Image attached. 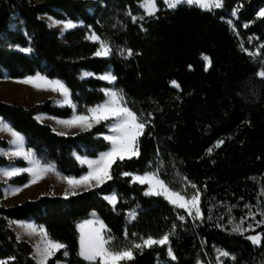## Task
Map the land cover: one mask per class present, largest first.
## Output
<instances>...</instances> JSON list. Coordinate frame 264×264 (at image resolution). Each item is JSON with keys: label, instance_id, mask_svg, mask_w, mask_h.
Returning a JSON list of instances; mask_svg holds the SVG:
<instances>
[{"label": "trees", "instance_id": "16d2710c", "mask_svg": "<svg viewBox=\"0 0 264 264\" xmlns=\"http://www.w3.org/2000/svg\"><path fill=\"white\" fill-rule=\"evenodd\" d=\"M143 1L0 0V78L42 74L58 79L82 113L105 101L109 84L98 76L111 69L127 106L151 121L138 138L139 156L117 159L110 169L112 179L99 186L68 197L43 195L5 205L6 183L0 180V260L7 264H37L32 244L17 238L12 220H33L66 246L48 264H92L79 255L78 223L93 212L114 238L111 249L173 232L176 260L168 256L167 245H154L134 249L135 258L120 264H198L213 260L217 248L235 256L225 264H264V239L260 245L247 239L264 232V225L255 224L264 217L259 212L255 220L246 215L264 209V78L258 75L264 69V17L258 15L264 0H223L221 8L212 10L186 3L172 9L159 0L152 16L141 7ZM45 14L71 20L76 27L64 33L52 29L42 18ZM93 32L109 42L110 55H94L100 44L87 38ZM84 72L94 75L84 77ZM38 113L68 118L73 108L56 106L50 99L26 107L0 98V117L24 136L28 149L65 176L88 172L77 155L96 158L111 148L105 139L109 120L65 135L40 122ZM218 140L224 141L219 147ZM1 146L8 141L0 137ZM8 164L26 166V161L0 155V169ZM157 168L174 191L193 193L183 177L197 185L203 220H194L162 195H145V184L121 175ZM28 180L25 173L9 183ZM111 194L117 195L116 205L105 199ZM134 209L137 215L129 223ZM241 217L244 227L253 224L243 235L233 232L230 222L235 218L239 223Z\"/></svg>", "mask_w": 264, "mask_h": 264}, {"label": "snow or ice", "instance_id": "6c2138e0", "mask_svg": "<svg viewBox=\"0 0 264 264\" xmlns=\"http://www.w3.org/2000/svg\"><path fill=\"white\" fill-rule=\"evenodd\" d=\"M163 3L168 8H176L182 3L188 5H195L205 10H212L214 8H221L223 6V0H163ZM142 7L145 8L149 16L155 15L158 11V6L156 0H144ZM129 15L131 13L129 12ZM235 15V12L233 13ZM259 16L264 17V9H261L258 13ZM133 21L136 20V17H132ZM143 19V16L140 17ZM56 24H62L66 29H72L76 27V24L71 21H54ZM51 26V25H50ZM90 27V26H89ZM247 27V25H245ZM88 39L98 41L100 44L99 50H97L95 56H108L111 54V46L109 42L102 39L95 32L91 33ZM264 47V45H262ZM24 52H31V48L23 49ZM127 55H132L131 49H126ZM124 53L122 52L121 55ZM205 60L208 63H211V60L205 56ZM191 67V66H190ZM84 76L94 75L93 73L84 72ZM258 75L264 78V69L258 72ZM102 79L115 81L117 77L111 73L105 74L101 77ZM43 83H40V82ZM23 83L32 84L37 88H51L54 91L60 92L64 99L63 103L71 105L73 108L76 107L75 103L70 99V90L68 87L60 80H50L48 77L37 74L35 77L29 76L26 77ZM171 84L179 88L180 85L175 81H171ZM108 99L99 105L93 106L87 109L89 115H74L70 120L59 121L63 124H81L85 128H91L94 123H100L102 120H108L110 117L114 118L109 127L112 130V135L105 137V139L111 142V148L99 154L96 159H89L87 157H77L83 164H87L88 172L79 177H67V181L70 185L78 186L83 184H92L93 187L103 184L106 180H111L112 176L110 174V169L112 164L117 160H124L127 156L129 158L134 156H139V144L138 138L143 134L144 129L147 125L151 123L150 120L146 119L143 116H138L131 108L127 107L126 102L122 93L114 91L112 89H105ZM151 115V114H149ZM39 118V117H38ZM0 131H6L11 134L13 139L9 141L10 144L19 145L15 152L5 153L4 150L0 149V155H9L24 157L29 161L31 167L20 169V168H11V169H0V173L5 176L11 177L19 175L21 172H28L31 174V179L29 183H35L41 179L48 171H55V167L52 164H42L38 158H36L35 153L32 151H26L23 148L24 145V136L14 129L8 122H6L3 117H0ZM223 140H218L216 146L219 147L223 144ZM212 149L209 148L208 152L211 153ZM123 176H132L134 181H139L141 184L147 183L150 187L145 192V195H163L170 203L175 205L180 209H185L188 216H192L195 220L196 218L204 219V213L200 207V189L196 184L188 180L187 177H183L187 184L191 185V188L194 190L193 193L189 196L181 194L180 191H174L169 185L160 178L159 168L152 172H146L143 175H134L128 172H122ZM27 187L28 185H24ZM21 191V188L15 187L11 189L12 194H16ZM264 193V189L261 190ZM105 199L109 200L111 203L115 204L117 197L115 194L106 196ZM245 208L251 209V205H245ZM231 207H229V212ZM259 212L261 217H264V209H257L256 212L249 211L246 215L255 220V217ZM184 215H180L179 219L181 221L185 220ZM211 219V216L208 217ZM233 223L232 231L237 232L241 235L245 231L253 229V224L249 223L247 227H244V217L240 218L239 223H235V218L230 221ZM22 227H24L29 234H40L42 239L41 242L37 245H34L37 254L38 264H48V260L53 257L56 252L61 249H65L66 246L58 241L52 239L47 230L42 226H37L33 223H27L18 221ZM256 226L264 225V219L255 220ZM105 227L103 222H101V229ZM175 228V225L173 226ZM173 235V232H168L163 234L159 238H154L148 236L146 238L141 237L139 242H134L131 247H125L123 249H110L105 245L108 243L103 236L101 235V230L96 229L88 239V242H85V238L81 236V247L79 255L83 257L84 260L93 262L99 261V264H120V261L133 260L135 258L134 249L143 250L144 248H151L154 245L165 246L167 245V254L171 257L172 260H176L177 257L171 246L170 237ZM19 239V236L17 237ZM254 245H260L262 239H264V232L257 233L256 235H249L247 237ZM219 254L224 257H229L235 260V256L230 254L226 250L217 249ZM67 251L64 252V255H67ZM9 259L14 260L15 257H10ZM0 264H7L5 260H0ZM59 264V262H57ZM223 264V261L220 262Z\"/></svg>", "mask_w": 264, "mask_h": 264}, {"label": "rangeland", "instance_id": "374dc122", "mask_svg": "<svg viewBox=\"0 0 264 264\" xmlns=\"http://www.w3.org/2000/svg\"><path fill=\"white\" fill-rule=\"evenodd\" d=\"M31 1L32 2H39V1H42V0H31ZM158 1L159 0H156L157 3H158ZM143 3H144V1L141 3V7H142ZM182 4H184V3H182ZM142 8L146 12L145 8L144 7H142ZM42 18H44L46 20V22L48 23L49 26L51 25L50 28H52V29H59V30H61L62 33H64L67 30H69V29L64 28V26L62 24H56L54 22V21H63V20H58V19L53 18V17H51L49 15H46V14L43 15ZM203 59H204V57H203ZM205 62L207 64V66H209L208 61L205 60ZM108 73H111L113 75L112 70L109 69L108 71L104 72L103 74L99 75L98 77L101 78L103 75L108 74ZM36 75H34L32 77H35ZM40 75H42V74H40ZM43 76H45V75H43ZM89 76H92V75H89ZM89 76H84V77H89ZM24 79H11V78H8L6 76L0 78V97L3 99V101L9 102V103L20 102L21 104H23L26 107H31V106H33L36 103L43 102V101H46V100L50 99V100H52L53 104L56 105V106H59V107L71 106L69 104H65V103L62 102L64 97H63V95L60 92L54 91L51 88H37V87H34L32 84L23 83L22 81ZM49 79L50 80H58V79H52V78H49ZM102 80H104L105 82H107L109 84V87L106 88V89H112L114 91L120 92L115 87V81H110V80H106V79H102ZM40 83H43V82L41 81ZM123 97H124V95H123ZM70 99L72 100L71 92H70ZM107 99H108V96L106 95L105 101ZM124 100H125V97H124ZM105 101H103L102 103H104ZM125 102H126V100H125ZM102 103H100V104H102ZM89 108H91V107H89ZM87 109L85 110V112L78 113L77 112V107H75V108H73V114L70 117H68V118H57V117H54V116H51V115H48V114L38 113L37 114V119L40 122H42V123L50 125L58 133L65 134V135H70V134H74V133H77L79 131L87 130V129H90V128H85L81 124H72V125L63 124V123H60L59 121L70 120V119H72V117L74 115H80V114L89 115L88 112H87ZM108 120H109V123H108L109 133L106 135V137L113 134L111 128L109 127V125L112 123L114 118L110 117ZM103 121H106V120H102L101 122H103ZM98 124L99 123H94L93 122V126L92 127H94V126H96ZM0 137L6 139L8 141V146H6V147H2L1 146L0 147V149L4 150L5 153L15 152L16 149L19 147V145H14V144H10L9 143V141H11L13 139V137L11 136L10 133H8L6 131H0ZM23 148L26 151L30 150V151L34 152L32 149H28L27 148L25 139H24ZM1 156H5V157H7L9 159H22V160L26 161V167L25 166H19V165H16V164H8V165H5V166L1 167V169H11L13 167L20 168V169H25V168L31 167L29 161L26 160L24 157L9 156V155H1ZM35 156H36V158H38L40 160V162L42 164H52V165H54L53 163H44L43 160L41 158H39V156H37L36 153H35ZM76 157H82L83 158V157H87V156L77 155ZM87 158L96 159L97 157L96 158L87 157ZM125 158H128V157L126 156ZM78 161L81 163V161L79 159H78ZM81 164L87 166V164H83V163H81ZM54 167H55V165H54ZM25 173L29 175V180L25 184H23V185H28V188H29V190H27V192H26V195H18V193L12 194L11 189L15 188V187H19L20 188L21 185L11 184V183H9V181L12 178L16 177V176H20V175H23ZM85 174H83V175H85ZM141 175H143V174H141ZM16 176L8 177V176H5L2 173H0V180L6 183V185L4 187V197L2 199V202L5 205L16 204L22 198L28 197L30 195H34V197H36L38 194H40L42 192L43 193L46 192V193H49V194H54V193L55 194H61L63 196H67L68 197V196H70L72 194H75V193L82 192V191L88 190L90 188H93L92 184L95 183L93 181L92 184H83V185H78V186L70 185L66 178L67 177H71V176H65V175L61 174L60 172L57 171L56 167H55V171H48L41 179H39L35 183H29V181L31 179V174L28 173V172H21L19 175H16ZM75 178L78 179L79 177H75ZM145 185L147 186V189H146V191H147L150 186L147 183H145ZM97 186H99V185H97ZM181 194L186 195L185 193H181ZM187 196L190 197V195H187ZM116 197H117V195H116ZM117 201H118V199L116 200V203H117ZM116 203L115 204L111 203V204L112 205H116ZM137 212H138V209H134V210H132V211H130L128 213V221H129V223L132 222L135 219V217L137 215ZM25 222L33 223V224H35L37 226H41V225L36 224L32 220H28V221H25ZM101 222H103V221L100 218V216L96 212H93L88 218H86V219H84V220H82V221H80L78 223V230H79V234H80V247H81V236L82 235L84 236L85 242L87 243L88 239H89V236L96 229H100L101 230V235L103 236V238L106 241H108V243L105 246L110 248L111 244L114 241V238L110 235V232L107 229V227L104 224V222H103V225L105 227H103L101 229ZM10 224L15 229L17 235L19 236V238L21 240L28 241L29 243L32 244V246H33L32 256H33V258L35 259V261L38 264L36 249H35L34 245H37L38 243L41 242V239H42L41 235L38 234V233L37 234H29L28 231L24 227H22L20 224H18L17 222L13 221ZM217 249H220V248H217ZM217 249L215 250V257H214L213 260H199L198 264H220L221 261H223V264H225V261L228 258H231V256H229V257L221 256L219 254V252L217 251ZM90 263L99 264V261H93V262H90ZM59 264H67V263L64 262V261H60Z\"/></svg>", "mask_w": 264, "mask_h": 264}, {"label": "crops", "instance_id": "0c3cea01", "mask_svg": "<svg viewBox=\"0 0 264 264\" xmlns=\"http://www.w3.org/2000/svg\"><path fill=\"white\" fill-rule=\"evenodd\" d=\"M42 17H43V15H42ZM44 19V18H43ZM75 23V22H74ZM76 24V23H75ZM1 98V97H0ZM2 99V98H1ZM3 100V99H2ZM6 121V120H5ZM6 122H8V121H6ZM9 123V122H8ZM11 160H16V159H11ZM26 167V166H25ZM21 191H19L18 192V195H26V192H27V190H29V188H28V186L27 187H25L24 185H21ZM43 196V195H46V196H63V195H61V194H49V193H40V194H38L36 197H34V195H30V196H28V197H24V198H22L19 202H17V203H20V202H22V201H24V200H26V199H37L39 196ZM63 197H67V196H63ZM3 203V202H2ZM18 222V220H12L11 222ZM20 221H22V222H25V221H28V220H20ZM33 221V220H32ZM10 222V223H11Z\"/></svg>", "mask_w": 264, "mask_h": 264}]
</instances>
